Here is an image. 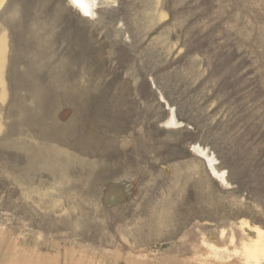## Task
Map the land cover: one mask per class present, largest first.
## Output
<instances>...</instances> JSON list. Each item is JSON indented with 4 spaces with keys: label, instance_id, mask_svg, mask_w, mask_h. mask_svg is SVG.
I'll use <instances>...</instances> for the list:
<instances>
[{
    "label": "rangeland",
    "instance_id": "1",
    "mask_svg": "<svg viewBox=\"0 0 264 264\" xmlns=\"http://www.w3.org/2000/svg\"><path fill=\"white\" fill-rule=\"evenodd\" d=\"M89 1L0 6V264H264V0Z\"/></svg>",
    "mask_w": 264,
    "mask_h": 264
},
{
    "label": "bare ground",
    "instance_id": "2",
    "mask_svg": "<svg viewBox=\"0 0 264 264\" xmlns=\"http://www.w3.org/2000/svg\"><path fill=\"white\" fill-rule=\"evenodd\" d=\"M1 1V0H0ZM74 5L85 15H90L92 12V3L89 0H73ZM172 119V118H171ZM174 120V119H173ZM172 123V122H171ZM202 153V152H201ZM209 167L211 169V172L216 176V178L223 180V174L219 175L214 168L212 167L213 161L209 159L208 161Z\"/></svg>",
    "mask_w": 264,
    "mask_h": 264
},
{
    "label": "crops",
    "instance_id": "3",
    "mask_svg": "<svg viewBox=\"0 0 264 264\" xmlns=\"http://www.w3.org/2000/svg\"><path fill=\"white\" fill-rule=\"evenodd\" d=\"M3 2H4V0H1V1H0V6L2 5Z\"/></svg>",
    "mask_w": 264,
    "mask_h": 264
}]
</instances>
